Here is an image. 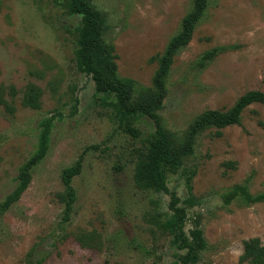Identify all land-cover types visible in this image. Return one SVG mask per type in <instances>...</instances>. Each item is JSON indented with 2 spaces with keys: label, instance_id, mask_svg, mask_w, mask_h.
<instances>
[{
  "label": "rangeland",
  "instance_id": "obj_1",
  "mask_svg": "<svg viewBox=\"0 0 264 264\" xmlns=\"http://www.w3.org/2000/svg\"><path fill=\"white\" fill-rule=\"evenodd\" d=\"M93 2L106 16L105 39L114 44L119 75L152 87L157 63L151 59L178 32L191 0ZM80 24L66 0H0V88L16 108L12 114L0 106V200L14 190L20 166L35 150L40 120L63 113L30 185L0 213V264H27L33 247L43 264H181L186 250L154 218L174 214L173 192L185 209L186 234L199 226L207 241L196 264H237L244 240L264 243V201L239 197L226 204L223 194L237 185L264 193V105L247 107L241 122L221 134L207 128L190 143V131L204 111L227 110L246 92L264 91V0H210L175 56L159 114L174 147L186 153L161 192L134 182L136 154L155 126L141 120L139 138L118 128L92 76L77 66ZM217 46L226 49L199 68L203 53ZM29 83L44 91L40 109L22 104ZM11 87L18 90L14 99ZM80 157L82 172L73 180L78 199L71 221L62 223L61 173ZM81 233L94 235L95 245H82Z\"/></svg>",
  "mask_w": 264,
  "mask_h": 264
},
{
  "label": "trees",
  "instance_id": "obj_2",
  "mask_svg": "<svg viewBox=\"0 0 264 264\" xmlns=\"http://www.w3.org/2000/svg\"><path fill=\"white\" fill-rule=\"evenodd\" d=\"M66 4L70 14L81 16V24L77 27V66L81 72L92 76L96 92L100 100L111 109L118 128L134 138H139L143 135L141 120L150 119L155 126V131L147 136L145 145L140 147L136 154L134 169L136 187L155 192L167 191L169 174L177 172L181 167L186 149L174 147L169 132L163 126L159 109L167 94V79L175 56L191 41L194 31L205 16L210 0H191V7L183 17L178 32L171 37L162 52L152 57L151 60L157 63L152 87H138L133 79L119 75L114 44L105 39L106 16L95 6L93 0H66ZM225 49L224 46H217L207 50L197 61V66L207 67ZM17 93L18 90L11 87L12 99ZM43 93L39 85L29 83L23 90L22 104L29 108L40 109ZM255 103L264 105V91L246 92L227 110L204 111L191 127L190 143L207 128L215 127L218 129L217 133L221 134L222 128L239 124L243 111ZM78 104L79 98L76 97L72 105V114L77 112ZM1 105L12 114L16 111L13 103L4 97L3 88H0ZM62 118L63 113L58 109L57 113L40 120L37 146L20 166L14 190L0 200V213H5L16 203L30 185L34 168L48 155L53 128ZM82 168L83 157H80L74 164L62 170L61 179L64 189L56 193L58 201L64 204L62 223H68L72 219L74 204L78 199L73 180L82 172ZM239 197L247 203L264 201V193L253 195L247 185H237L223 194L226 204ZM178 203L179 197L173 192L171 208L174 214L165 219L161 214H157L154 216L155 222L161 230L175 236L180 249L186 250L181 255V264H196L200 252L207 247V241L199 226L192 229L190 235L186 234L185 209L178 206ZM76 238L84 246H92L93 243L95 245L94 235L81 233L76 235ZM36 252V248L33 247L27 253V264L44 263V257L37 258ZM237 264H264V243L259 237L244 240L243 252Z\"/></svg>",
  "mask_w": 264,
  "mask_h": 264
}]
</instances>
